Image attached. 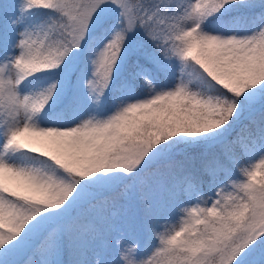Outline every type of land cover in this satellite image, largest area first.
<instances>
[{
  "label": "snow or ice",
  "instance_id": "snow-or-ice-1",
  "mask_svg": "<svg viewBox=\"0 0 264 264\" xmlns=\"http://www.w3.org/2000/svg\"><path fill=\"white\" fill-rule=\"evenodd\" d=\"M0 264H264V0H0Z\"/></svg>",
  "mask_w": 264,
  "mask_h": 264
},
{
  "label": "trees",
  "instance_id": "trees-1",
  "mask_svg": "<svg viewBox=\"0 0 264 264\" xmlns=\"http://www.w3.org/2000/svg\"><path fill=\"white\" fill-rule=\"evenodd\" d=\"M257 2H259V0H257Z\"/></svg>",
  "mask_w": 264,
  "mask_h": 264
}]
</instances>
